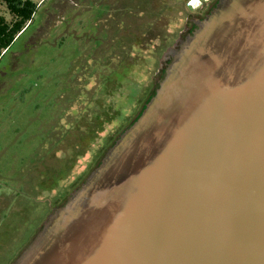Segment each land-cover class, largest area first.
Wrapping results in <instances>:
<instances>
[{
    "label": "water",
    "instance_id": "water-1",
    "mask_svg": "<svg viewBox=\"0 0 264 264\" xmlns=\"http://www.w3.org/2000/svg\"><path fill=\"white\" fill-rule=\"evenodd\" d=\"M11 264H264V0H217Z\"/></svg>",
    "mask_w": 264,
    "mask_h": 264
},
{
    "label": "rangeland",
    "instance_id": "rangeland-1",
    "mask_svg": "<svg viewBox=\"0 0 264 264\" xmlns=\"http://www.w3.org/2000/svg\"><path fill=\"white\" fill-rule=\"evenodd\" d=\"M27 1L32 19L0 57V264L138 114L198 18L187 0Z\"/></svg>",
    "mask_w": 264,
    "mask_h": 264
},
{
    "label": "trees",
    "instance_id": "trees-1",
    "mask_svg": "<svg viewBox=\"0 0 264 264\" xmlns=\"http://www.w3.org/2000/svg\"><path fill=\"white\" fill-rule=\"evenodd\" d=\"M1 1H3L7 12L11 16V20L8 21L4 17L0 16V57L2 56L3 52L7 51L10 48L15 38L22 31H24L27 24L32 19V16L36 9V6L30 4L27 0ZM89 172H87V174ZM87 174H85V177L87 176Z\"/></svg>",
    "mask_w": 264,
    "mask_h": 264
},
{
    "label": "flooded vegetation",
    "instance_id": "flooded-vegetation-1",
    "mask_svg": "<svg viewBox=\"0 0 264 264\" xmlns=\"http://www.w3.org/2000/svg\"><path fill=\"white\" fill-rule=\"evenodd\" d=\"M217 0H207V2L205 3V5L203 7H201L200 9L196 10V11H193L191 13L192 16H195V17H198V18H201L203 17L210 9L211 7L215 4ZM85 175H83V177L81 179H79L78 181H76L75 185L72 187V189L70 191H68L67 193L63 194L59 199L58 201H54L52 203H50L48 206V212L46 213V215L43 217V220L44 218L49 214V212L56 206H58L59 204H61L64 199L68 196V194L74 189L76 188L80 183L81 181L84 179ZM40 224L31 232V234L29 235V237L24 240L22 242V246H20V249L18 250V252L15 253V255L11 258V262L9 264H11L14 259L18 256V254L21 252V250L28 244V242L31 240V238L34 236V234L36 233L37 229L39 228Z\"/></svg>",
    "mask_w": 264,
    "mask_h": 264
},
{
    "label": "built area",
    "instance_id": "built-area-1",
    "mask_svg": "<svg viewBox=\"0 0 264 264\" xmlns=\"http://www.w3.org/2000/svg\"><path fill=\"white\" fill-rule=\"evenodd\" d=\"M207 0H187L186 1V6L193 11H196L203 7Z\"/></svg>",
    "mask_w": 264,
    "mask_h": 264
}]
</instances>
